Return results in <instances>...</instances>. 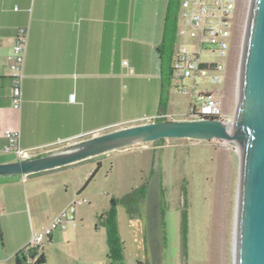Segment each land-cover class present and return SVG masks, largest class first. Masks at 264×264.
I'll return each mask as SVG.
<instances>
[{
    "label": "crops",
    "instance_id": "0c3cea01",
    "mask_svg": "<svg viewBox=\"0 0 264 264\" xmlns=\"http://www.w3.org/2000/svg\"><path fill=\"white\" fill-rule=\"evenodd\" d=\"M168 2L0 0V163L18 160L5 152L6 129L19 130L20 148L42 156L112 130L157 122L162 113L188 115L192 97L187 110H180L172 101L171 84L166 109L160 105L157 47L163 41ZM24 26L29 29V44L22 104L16 110L8 57L18 29ZM56 170L0 176V264H16L17 252L34 235L64 210L75 208V192L56 208L62 195H68L67 186L46 182L70 169ZM43 200L50 212L46 218H42ZM76 219L70 226L82 222ZM55 239L54 233L46 242L52 245ZM44 264H50L47 256Z\"/></svg>",
    "mask_w": 264,
    "mask_h": 264
},
{
    "label": "rangeland",
    "instance_id": "374dc122",
    "mask_svg": "<svg viewBox=\"0 0 264 264\" xmlns=\"http://www.w3.org/2000/svg\"><path fill=\"white\" fill-rule=\"evenodd\" d=\"M239 3L232 47L223 60V84L200 81L233 118L251 0ZM175 84L172 80V101L180 110H187L190 96L177 93ZM174 117L191 118L189 114ZM85 163L91 164L74 169ZM98 163L101 166L95 178L78 195ZM240 164L238 148L225 141L170 139L121 148L56 168L70 169L46 182L67 186L68 195H62L56 208L75 192V212L82 222L56 230V239L52 245L44 243V252L50 264H234ZM144 185L143 196L130 195ZM85 198L87 202H83ZM111 208L123 245L121 260L109 257L107 220ZM42 211V218L49 216L46 200Z\"/></svg>",
    "mask_w": 264,
    "mask_h": 264
},
{
    "label": "water",
    "instance_id": "95a60500",
    "mask_svg": "<svg viewBox=\"0 0 264 264\" xmlns=\"http://www.w3.org/2000/svg\"><path fill=\"white\" fill-rule=\"evenodd\" d=\"M160 139L225 141L240 152L234 264H264V0H251L239 74L237 114L166 119L112 130L50 153L0 163V176H27Z\"/></svg>",
    "mask_w": 264,
    "mask_h": 264
},
{
    "label": "built area",
    "instance_id": "2783aa9c",
    "mask_svg": "<svg viewBox=\"0 0 264 264\" xmlns=\"http://www.w3.org/2000/svg\"><path fill=\"white\" fill-rule=\"evenodd\" d=\"M239 0H180L177 42L172 58V80L176 91L190 95V119L211 118L232 122L233 117L225 114L217 96L200 81L208 85H221L224 81L225 63L232 47L235 16ZM29 44L28 27H20L10 61L13 86V108L19 110L22 104L24 65ZM127 65L128 63L125 62ZM171 80V81H172ZM74 95L71 96V100ZM173 119L162 113L156 120ZM8 141L5 152L14 153L18 160L38 157L36 150L22 149L19 146L20 131L6 129ZM84 202H87L85 199ZM77 219L74 206L64 210L52 219L49 226L34 235L28 248H40L58 229L75 225ZM40 254L36 256V259Z\"/></svg>",
    "mask_w": 264,
    "mask_h": 264
},
{
    "label": "trees",
    "instance_id": "16d2710c",
    "mask_svg": "<svg viewBox=\"0 0 264 264\" xmlns=\"http://www.w3.org/2000/svg\"><path fill=\"white\" fill-rule=\"evenodd\" d=\"M179 10H180V0H169L165 25H164V36L162 43L157 47V52L159 54L160 63H161V76H162V97L160 105L163 109H166L168 104V90L172 80V58L174 49L177 42V28L179 24ZM165 112V111H164ZM166 119L157 120L163 121ZM166 139H160L155 142L164 141ZM101 163L97 164L95 170L91 173L88 180L84 184L83 188L78 193L81 194L87 185L95 178L97 172L99 171ZM147 187L141 186L131 192L130 195L139 193L141 196L144 195ZM114 207V205H113ZM105 215L101 216V220L104 219ZM109 219L107 220L108 225V244L110 248V259L121 260L122 259V250L123 245L120 242L117 229L114 223V209L108 213ZM52 237V236H51ZM50 237V238H51ZM39 257L36 259V256ZM16 264H28L30 261H33L35 264H44L46 263V256L44 254V247L30 249L28 247L17 252L15 256Z\"/></svg>",
    "mask_w": 264,
    "mask_h": 264
},
{
    "label": "flooded vegetation",
    "instance_id": "af4514ba",
    "mask_svg": "<svg viewBox=\"0 0 264 264\" xmlns=\"http://www.w3.org/2000/svg\"><path fill=\"white\" fill-rule=\"evenodd\" d=\"M238 7H241L240 3H238ZM238 9V8H237Z\"/></svg>",
    "mask_w": 264,
    "mask_h": 264
}]
</instances>
